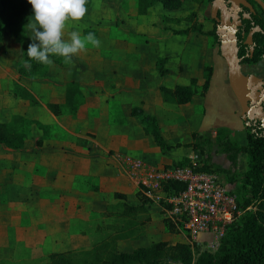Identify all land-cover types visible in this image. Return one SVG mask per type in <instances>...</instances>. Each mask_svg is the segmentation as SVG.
I'll return each instance as SVG.
<instances>
[{"label": "rangeland", "instance_id": "rangeland-1", "mask_svg": "<svg viewBox=\"0 0 264 264\" xmlns=\"http://www.w3.org/2000/svg\"><path fill=\"white\" fill-rule=\"evenodd\" d=\"M136 2L89 0L83 19L66 27L65 39L69 31H78L81 35L91 32L100 40V46L88 45L85 51L72 57L70 64L62 57L50 58L53 63L34 77L24 76L18 70L23 53L33 42L31 32L25 27L29 17L25 19L23 34L13 33L0 22V122H9L14 115L32 120L30 133L21 147L12 148L0 142V264H47L49 254L54 252L82 258L86 250L103 239L106 230L111 234L127 225L118 216L123 203L137 204L145 199L140 188L132 184L124 189L109 184L115 176L120 181L127 179L117 166L119 157L134 156L163 166L183 163L192 153L185 146L190 139L189 130L207 128L210 117L232 114L233 94L226 87L225 64V83L221 80L217 40L198 33L181 36L172 32L188 26L185 17L192 12H196L204 30L212 29L210 3L184 0L181 8L174 11L164 10L157 3L146 14L138 15ZM162 56H167L163 66L170 70L163 76L154 64ZM210 64L216 67L212 86L205 99L195 98L202 101L209 114L200 112L201 116L197 114L186 125L181 114L186 106L162 101L158 87L188 83L190 76H201L202 66ZM241 71L264 75V59L253 65H242ZM69 82H76L86 99L87 118L82 121L75 122L64 105L63 93ZM15 83L22 84L39 104L34 106L11 97ZM50 103L60 106L57 113L48 108ZM134 105L145 113L160 116V133L173 145L168 153L159 151L148 133V125L140 124L138 118L129 115ZM97 136L102 140L98 139L101 145L94 151L88 141H97ZM74 144L79 146L75 148L76 156L63 154V147ZM52 147L60 151L58 157L40 155L42 148L49 151ZM239 159L238 169L243 171L249 157L243 153ZM220 162L227 164L223 158ZM54 170L64 179L72 171L79 172L74 182L64 187L72 190L63 189L51 197L30 191H39L31 187L36 176L42 178L43 184H49ZM60 177L54 174L53 180ZM147 200L149 217L134 227L130 238L118 243V250L131 251L157 241L168 244L186 241V234L165 217L160 206ZM57 218L60 220L54 223V231L45 230L38 223L48 222L52 226ZM41 228L43 231H39ZM211 238V233L197 235L199 242Z\"/></svg>", "mask_w": 264, "mask_h": 264}, {"label": "trees", "instance_id": "trees-1", "mask_svg": "<svg viewBox=\"0 0 264 264\" xmlns=\"http://www.w3.org/2000/svg\"><path fill=\"white\" fill-rule=\"evenodd\" d=\"M183 1L137 0V14H146L157 3L167 11L178 10ZM188 1L202 4L211 3L212 0ZM260 11L263 15V23L256 21V25L264 29V11L261 8ZM31 15V5L27 3V0H0V22H3L15 34L24 33L25 19ZM185 20L189 22V25L180 29H172L174 34L188 36L191 33H198L212 36L219 43L216 35L217 23L214 19H211L213 27L210 30L203 29V23L197 18L196 12L189 13ZM249 27L248 21L244 20L237 32L238 56L242 62H259L264 59V37L260 32L253 34L254 49L252 55L248 56V51L244 48L242 41ZM26 52L27 50L23 53L18 70L24 76L34 77L46 67V64L29 60ZM58 57L51 56L50 58L56 60ZM165 60L166 58L162 57L156 63L160 75L168 72L163 66ZM29 64L31 67L28 66ZM204 71L202 94L209 86L212 68L207 66ZM195 82L196 80L192 78L189 84H179L173 88L161 86L159 90L162 99L165 102L179 105L190 102L196 93ZM12 96L30 105L39 104L37 99L20 83H15ZM82 102L83 95L77 83L69 82L65 91V107L71 114H75ZM48 108L57 113L60 106L50 103ZM131 114L137 116L142 124L149 126L148 133L162 153H168L173 148V145L161 135L154 116L143 114L138 107L132 108ZM31 124L30 120L19 115H14L9 122H0V142L12 148L21 147L30 133ZM39 126L42 125L39 124ZM244 129L245 144H239L233 131L223 126L192 132L191 141L185 143L191 151L200 155L197 169L216 172L222 184L236 197L238 207L242 211L238 219L226 227L215 251L204 249L203 243L194 244L191 247L185 242L168 244L165 241H157L146 247L139 246L131 251L118 250V243L130 238L134 227L142 225L149 217L146 213L148 200L144 197L145 199L137 204L123 203L118 216L125 219L127 225L116 229L95 243L83 253L82 258H73L71 253L67 252H54L49 254L47 264H264V136L259 124L248 123L244 125ZM243 153L249 157L248 166L244 172H240L239 158ZM220 158H223L227 164L220 162ZM183 161V163H175L174 166L190 164L189 156L187 155Z\"/></svg>", "mask_w": 264, "mask_h": 264}, {"label": "built area", "instance_id": "built-area-1", "mask_svg": "<svg viewBox=\"0 0 264 264\" xmlns=\"http://www.w3.org/2000/svg\"><path fill=\"white\" fill-rule=\"evenodd\" d=\"M190 164L154 167L141 159L119 157L145 198L160 206L164 215L182 233L191 247L203 243L215 251L225 229L241 215L236 197L212 171L198 170L200 155L192 151ZM211 233V240L199 242L197 235Z\"/></svg>", "mask_w": 264, "mask_h": 264}, {"label": "crops", "instance_id": "crops-1", "mask_svg": "<svg viewBox=\"0 0 264 264\" xmlns=\"http://www.w3.org/2000/svg\"><path fill=\"white\" fill-rule=\"evenodd\" d=\"M137 3V2H136ZM152 8V7H151ZM150 8V9H151ZM136 13H137V7H136ZM190 35V34H189ZM182 36V35H181ZM220 56V55H219ZM162 57H165L166 58V60H167V56H162ZM161 57V58H162ZM165 60V61H166ZM220 60H222V61H220ZM157 59H155L154 60V64H155V69H156V63H157ZM164 61V62H165ZM222 62V63H221ZM225 63H224V61H223V59H222V57L220 56L219 57V59H218V65H219V67H220V70H221V80H222V82H224V80H223V71H224V65ZM207 66H210L211 68H212V71H211V74H210V82H209V86H208V88L206 89V91H205V93L204 94H202L201 93V87H202V85H203V82H204V69H205V67H207ZM166 69H167V71L168 72H166L164 75H167L168 73H169V68H167L166 67ZM157 70V69H156ZM216 71V67H215V65H205V66H202V75L201 76H199V77H197V76H190L189 77V79H188V83H185V84H189L190 83V80L192 79V78H194L195 80H196V82H195V84H194V88L196 89V93H194V95L192 96V99L190 100V102H188V103H186V104H181V105H184V106H186V107H184L185 108V111H181V114H182V119H183V121H184V123H186V125H189L191 122H192V120L194 119V117H197V114H198V116H201V114H205L206 115V113H207V115L209 114V111L208 112H206V108L203 106V103H202V101H195V98H199V99H205L206 97H207V94H208V91L210 90V88H211V86H212V77H213V73ZM158 72V71H157ZM182 73V72H181ZM160 75V74H159ZM163 76V75H162ZM203 76V77H202ZM21 83V82H20ZM225 83V82H224ZM179 84H183V83H175L172 87H168V86H164V85H160L159 87H158V91H159V93H160V90H159V88L161 87V86H164V87H167V88H173L175 85H179ZM22 85V84H21ZM226 85V84H225ZM227 87V89H229V91L232 93V91H231V89H230V87H229V84L226 86ZM198 89H200V91H197ZM82 93V92H81ZM233 94V93H232ZM83 95V94H82ZM160 96H161V99H162V95H161V93H160ZM11 97H12V91H11ZM65 100V91H64V93H63V101ZM86 99H85V97L83 96V102H82V104L80 105V107L78 108V110H77V112L75 113V114H71V115H73L72 116V118L75 120V122H77V121H82V120H84V119H86L87 118V112H86V109H87V102L85 101ZM162 101H164L163 99H162ZM165 102V101H164ZM28 103V102H27ZM56 103V102H55ZM167 103H170V102H167ZM29 104V103H28ZM151 104H153L155 107H158V109H159V107H160V109H162V106L161 105H159V104H156V102H153V103H151ZM174 104V103H173ZM177 105H179V104H177ZM134 107H138V108H140L141 110H142V112H143V114H146V115H151V114H148V113H145L144 112V110L140 107V106H137V105H134V106H131V109H130V111H129V115L130 116H132V117H136V118H138L137 116H134V115H132L131 114V110H132V108H134ZM202 107V108H201ZM67 108V107H66ZM201 109H202V111H201ZM68 110V109H67ZM120 110H122V108H120ZM160 111V110H159ZM118 112V111H117ZM200 112H201V114H200ZM230 112H232V114L229 116L228 114L227 115H225L223 118H220V117H218V116H215V117H210L211 118V120H210V124L208 125V127L207 128H205V129H201V130H189V132L190 133H192V132H195V131H203V130H207V129H211V128H215V127H220V126H223V127H227V128H229V129H231L232 131H233V135H234V137H235V139L237 140V142L239 143V144H245L246 143V136H245V129H244V125H245V123H244V121H242V119L240 118V108H239V105H238V103H237V101H236V99H235V97H234V95H233V99H232V107H231V111ZM70 114V113H69ZM222 115V114H221ZM151 116H154V115H151ZM155 118H156V120H157V125H158V128L160 129V120H159V118H160V116H159V118H157L156 116H154ZM32 121V120H31ZM139 122H140V120H139ZM140 124H141V122H140ZM42 125V124H41ZM170 125H172L171 123H170ZM63 126V125H62ZM64 127V126H63ZM66 130H67V128L66 127H64ZM68 131V130H67ZM160 131V130H159ZM98 139H100V140H102L101 138H98V136H97V141H98V143H97V141H96V139H90V141H88L89 142V145H90V147H91V150H94V151H96V150H98V148H99V146L101 145V143L99 142V140ZM166 140V139H165ZM191 141V135H190V139L187 141V143L188 142H190ZM168 142V141H167ZM169 143V142H168ZM171 144V143H170ZM79 146H76L75 144L72 146V147H70V146H65V147H63L62 148V150L64 151V153L63 154H65L66 152H68L69 153V155L70 156H72V158L74 157V156H76L77 154H78V150H76L77 148H78ZM76 148V149H75ZM158 148V147H157ZM46 149H43L42 148V151H41V153H40V155L41 154H45L47 157H50V158H52V157H58L59 155H58V153L60 152L56 147H52L49 151H45ZM160 151V150H159ZM46 152H48V153H46ZM161 153V152H160ZM189 156V155H188ZM132 157H134V156H132ZM143 160V159H142ZM145 161V160H144ZM145 163L147 164V165H150V166H154V167H162L163 165L162 164H160V165H155V164H150V163H147L146 161H145ZM162 163H165V161H162ZM119 164V165H118ZM166 164V163H165ZM165 164H164V166H165ZM117 166L119 167V169L122 171V173L126 176V178L127 179H124L123 181H120V178L119 177H117V176H115L114 178H112V179H110V181H109V184L111 185V186H116V187H120V188H127V187H129V185L130 184H132L131 186H133V187H137V189L139 190V187H138V185L135 183V181L133 180V178L131 177V175L126 171V169H125V167H124V165L120 162V161H118L117 160ZM241 166V164L239 165V167ZM247 169V168H246ZM245 169V170H246ZM245 170H243V171H241V168H240V172H244ZM53 175L51 176V180H50V182H49V184H43V182H42V178H40V176L38 175V176H36V178H34V181H33V185L31 186V187H34L35 186V188H36V190H39V191H34V190H30L31 192H33V193H35V195H38V194H41V196H48V195H50V197H51V194H55V193H57L58 191H63V189H71V188H64L68 183H73L74 182V177H75V175L76 174H79V172H77V171H72L70 174H68V175H66V178L64 179V178H62V177H60V173H59V171H57V170H54L53 172ZM54 174H55V177L57 176V177H60L59 179H57V180H53V178H54ZM62 174L63 175H65L66 174V172H62ZM128 181H130V183L128 182ZM231 186V185H230ZM232 187V186H231ZM72 190V189H71ZM69 191V190H68ZM55 211H58V206H57V208H55ZM60 219L59 218H57V219H55L54 220V222H53V224H52V226H50L49 224H48V222H43V221H39L38 223H42V225H41V227H43V226H45V230H52V231H54L56 228V225H54V223L56 222H58ZM38 230V229H37ZM39 231H43V229L41 228V229H39ZM110 234V230H106V233L103 235V238L106 236V235H109Z\"/></svg>", "mask_w": 264, "mask_h": 264}, {"label": "clouds", "instance_id": "clouds-1", "mask_svg": "<svg viewBox=\"0 0 264 264\" xmlns=\"http://www.w3.org/2000/svg\"><path fill=\"white\" fill-rule=\"evenodd\" d=\"M27 3L32 9L25 26L31 32L30 39L33 41L27 47L29 60L51 65L53 61L50 57L59 56L70 64L72 57L85 51L88 45L100 46V40L91 32L81 35L78 31H69L65 39L66 27L86 15L88 0H27ZM28 66L31 67L30 64Z\"/></svg>", "mask_w": 264, "mask_h": 264}, {"label": "water", "instance_id": "water-1", "mask_svg": "<svg viewBox=\"0 0 264 264\" xmlns=\"http://www.w3.org/2000/svg\"><path fill=\"white\" fill-rule=\"evenodd\" d=\"M264 11V2L254 0ZM213 0L210 7V18L217 22L216 35L219 41L220 56L227 68L229 87L239 105L242 121L259 124L264 136V78L252 73L244 74L241 71V58L238 56L237 30L241 25L239 20L240 5L250 9L252 7L246 0ZM244 17H248L247 14ZM258 26L250 29L244 44H252V36L259 31ZM253 48H249L252 53Z\"/></svg>", "mask_w": 264, "mask_h": 264}, {"label": "flooded vegetation", "instance_id": "flooded-vegetation-1", "mask_svg": "<svg viewBox=\"0 0 264 264\" xmlns=\"http://www.w3.org/2000/svg\"><path fill=\"white\" fill-rule=\"evenodd\" d=\"M213 1V0H212ZM211 1V2H212ZM249 4H250V6L252 7V9H250V8H248V7H246V6H243V5H240V11L238 12V14H239V20L241 21V25L238 27V30L241 28V26H242V22L245 20V21H248V24L250 25V27H249V30H248V32L250 31V29H252L253 27H255V26H258L259 28H260V26L259 25H256V21L257 22H260V23H263V15H262V13H261V11H260V6L254 1V0H246ZM224 2H225V4H226V6L227 7H229L230 6V4H228L227 3V0H224ZM210 7H211V3H210ZM262 9V8H261ZM245 14H247L248 15V17H244V15ZM216 22V21H215ZM217 23V22H216ZM238 30H237V32H238ZM248 32L246 33V35L248 34ZM257 32H260V33H262V35H263V37H264V29H261L260 28V30L259 31H257ZM256 33V32H255ZM246 35H245V37H244V40H245V38H246ZM242 36H244V33H242ZM253 37V36H252ZM244 40L242 41L243 42V44H244ZM250 47H252L253 49H254V43H253V40H252V44L251 45H246V44H244V48H246V50L248 51V56H251L252 55V53H250L249 52V48ZM238 50H239V48H238ZM252 52H253V50H252ZM261 61V60H260ZM256 63H258V62H242L241 61V67H242V65H247V64H249V65H253V64H256ZM259 77H262V78H264V75H262V76H259ZM246 125H247V123L246 122H244Z\"/></svg>", "mask_w": 264, "mask_h": 264}]
</instances>
